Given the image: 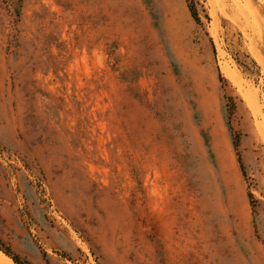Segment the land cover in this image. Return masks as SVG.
Returning <instances> with one entry per match:
<instances>
[{
	"label": "rangeland",
	"instance_id": "1",
	"mask_svg": "<svg viewBox=\"0 0 264 264\" xmlns=\"http://www.w3.org/2000/svg\"><path fill=\"white\" fill-rule=\"evenodd\" d=\"M0 241L264 264V0H0Z\"/></svg>",
	"mask_w": 264,
	"mask_h": 264
},
{
	"label": "trees",
	"instance_id": "2",
	"mask_svg": "<svg viewBox=\"0 0 264 264\" xmlns=\"http://www.w3.org/2000/svg\"><path fill=\"white\" fill-rule=\"evenodd\" d=\"M188 10H189V13H190L192 19H193L197 24H200V17H199V14H198V12H197V10H196L194 4H189V5H188ZM218 76H219V79L222 81L223 78H222L220 72H219ZM229 131H231V130L229 129ZM236 146H237L236 143H234V147H235V148H236ZM239 163H240V161H239ZM241 169H243L242 166H241ZM242 171H243V170H242ZM243 175H244V172H243ZM249 197H251V194H249ZM1 245H3V244H2V242L0 241V250H1L6 256H8L10 259H12V261H13L15 264H29V263H27L26 261H22V260H20V258H19L18 256L12 254V253L10 252L9 248H5V249H4V248H2Z\"/></svg>",
	"mask_w": 264,
	"mask_h": 264
},
{
	"label": "bare ground",
	"instance_id": "3",
	"mask_svg": "<svg viewBox=\"0 0 264 264\" xmlns=\"http://www.w3.org/2000/svg\"><path fill=\"white\" fill-rule=\"evenodd\" d=\"M0 254H2L1 252H0ZM3 255V254H2ZM8 259V258H7ZM11 263H13L10 259H8Z\"/></svg>",
	"mask_w": 264,
	"mask_h": 264
}]
</instances>
